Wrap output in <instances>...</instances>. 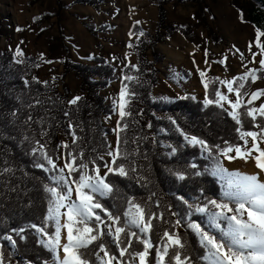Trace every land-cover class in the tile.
Segmentation results:
<instances>
[{
  "label": "trees",
  "instance_id": "trees-1",
  "mask_svg": "<svg viewBox=\"0 0 264 264\" xmlns=\"http://www.w3.org/2000/svg\"><path fill=\"white\" fill-rule=\"evenodd\" d=\"M103 1L76 0L74 4L99 10ZM146 1L155 3L158 8L155 35L144 33L136 47L138 70L133 67L123 70V76L134 77L122 83L128 89L131 102L127 108L128 114L120 121L123 131L120 130L118 134L122 158L118 163L124 164L128 175L119 177L109 174L106 182L111 183L113 192L96 199L105 209L117 215L127 209L129 200L144 207L146 214H163V221L153 220V231L144 234L152 243L146 264H156V253L161 248L160 237L164 230L179 233L192 264H207L206 249L200 245L195 233L185 227L171 229L170 222L177 219L171 213L179 212L183 216L187 211V206L177 197L182 196L194 207L196 204L203 207L208 200L222 199L225 183L220 176L212 174L214 159L199 145L188 143L181 131L189 137L205 140L209 145L224 147L226 142L242 145L237 130L240 126L225 108H218L214 104L205 107L204 101L193 97L174 102L154 100L153 89L158 85L160 74L156 66L165 61L156 47L177 34L193 40L195 33L192 27L171 23L168 19L167 7L178 5L180 0ZM58 3L63 6V0H58ZM232 5L242 14L243 21L264 29V0H245L243 3L232 0ZM88 28L95 33L94 25H88ZM142 32L143 29L137 24L131 31L134 35ZM210 33L216 37L213 30L210 29ZM6 34L0 16V39ZM18 60L21 62L18 63ZM39 65L40 61L34 57H17L16 51L0 50V250L4 255V264H56L54 253L41 243L42 240L47 241V236H42L31 227H46L49 235L55 232L54 223L45 225L49 194L44 190L45 185H51L50 176L55 173L45 172L38 167L39 163H44L45 167L48 165L40 157L37 145L42 146L57 165L60 161V137L71 138L73 131L78 139L64 150V157L67 152L75 154L83 151L87 161L109 152L108 130L103 125V117L112 115L113 108L106 104L101 92L118 79L115 68L104 56L96 58L93 65L65 60V74H75L81 81L84 94L76 105L68 108V97L60 91L57 83L50 82L43 86L36 82ZM259 77L264 79V72ZM25 81L28 83L25 84ZM208 85L206 96L214 99V92L220 89V83L211 75ZM252 86L249 79L241 90L244 107L238 112L243 130L259 132L260 129L254 125L264 122V118L258 117L253 121L248 117L246 108L252 105L243 101ZM235 87L237 85L234 84ZM96 162L100 168H104V160L97 159ZM192 164L197 167L192 168ZM197 172L201 174L196 175ZM177 174H183L186 179L179 180ZM191 219L202 227L207 225L205 214L194 213ZM123 220L121 215L122 223ZM21 229L23 232L17 235ZM6 236H11L15 244L6 240ZM92 249H95V245L81 251L94 262ZM142 250L143 245L133 238L128 252ZM109 251L118 255V250L112 245H109ZM127 259L126 253L124 264H127ZM168 260L169 257H165V264H168Z\"/></svg>",
  "mask_w": 264,
  "mask_h": 264
},
{
  "label": "rangeland",
  "instance_id": "rangeland-1",
  "mask_svg": "<svg viewBox=\"0 0 264 264\" xmlns=\"http://www.w3.org/2000/svg\"><path fill=\"white\" fill-rule=\"evenodd\" d=\"M75 1L63 0L61 7L58 0H0V16L7 32L6 36L0 39V50L20 49L25 57L39 60L38 80L43 86L44 82L57 83L60 91L68 97V108L72 106L69 104L71 99L77 96L81 98L84 94L81 81L75 74H65L63 62L68 59L79 64L93 65L96 58L104 56L115 68L118 76L107 90L101 92L106 104L113 108L112 115L103 117V125L108 130L106 136L109 151H115L120 132L118 124L120 125L122 120L119 105L123 103L127 113L131 102L128 91L124 99H120V91L124 87L123 70L126 67L137 69L136 47L144 33L155 35L158 8L155 3L146 0H104L101 8L97 10L91 6L74 4ZM243 1L245 0H240L242 3ZM167 10L169 21L192 27L195 38L188 40L177 34L156 47L165 57V61L156 66L160 74L158 85L153 89L154 100L174 102L181 100V97H194L204 101V81L208 82L211 75L218 78V81H231L251 69L259 70L258 77L264 72L260 70L259 64L264 55H256L255 62H251L253 54L259 52L255 43L256 30L259 28L242 22L240 12L232 5V0H180L178 5H169ZM135 24L143 29V35L131 33ZM88 25L95 26V33L90 31ZM210 29L215 32L216 37L211 35ZM261 43H264V37H261ZM225 57L226 66L219 63ZM200 71L205 72L203 78L199 74ZM261 89H264V79L259 77L244 96V103L248 105L252 94ZM219 91L235 101V92L229 94L226 85L220 84ZM251 105L259 109L264 105V96L255 99ZM224 108L228 112L231 111L227 103ZM258 117H261L259 113ZM253 143H258L259 148L264 149L263 141L254 142L249 137L248 148H251ZM59 144L58 167H63L65 148L62 145L71 146L73 137H60ZM257 155L258 153L253 151L247 162L235 159L229 165V161L224 160V167L230 172L239 171L248 175L258 173L260 170L253 158ZM102 157L111 164V156ZM106 171L107 169L100 168L101 176L105 175ZM261 179L264 181V173H261ZM223 182L225 183L224 180ZM72 198L76 199L75 192ZM66 222V217H63L62 223ZM100 255L103 256V253ZM135 264H139L138 257Z\"/></svg>",
  "mask_w": 264,
  "mask_h": 264
},
{
  "label": "snow or ice",
  "instance_id": "snow-or-ice-1",
  "mask_svg": "<svg viewBox=\"0 0 264 264\" xmlns=\"http://www.w3.org/2000/svg\"><path fill=\"white\" fill-rule=\"evenodd\" d=\"M241 19L243 22L242 14ZM261 37H264V31L257 29L255 43L259 52L253 54L251 61L253 63L256 55H264V43H261ZM251 48L252 44L250 42L249 51H251ZM22 55L21 50L17 49L16 56L20 57ZM241 57H243V53H241ZM226 61L227 57L219 63L226 66ZM17 62L21 61L18 60ZM47 62L51 63V61ZM259 64L260 70H264V58L259 61ZM245 67L247 66L245 65ZM258 71L257 69H251L231 81H219L222 86L226 85L229 94L235 92L236 99L234 102L229 99L228 95L219 90H215L214 99H209L206 96L204 100L205 107L214 104L216 107L223 109L225 103L229 105L231 111L228 114L240 126L237 130L239 140L243 142L242 145L228 144L227 142L224 147L219 144L209 145L205 140L195 136L189 137L181 131V135L188 143L194 146L199 145L203 151L207 152L209 157L214 159L215 165L212 174L220 176L225 181L222 199L208 200L203 207L199 204L194 207L182 196L177 197L187 206V211L183 216L179 212L171 213L172 216L177 217L174 222H170L171 229L185 227L195 233L199 238L200 245L206 249L205 260L207 264H264V181L261 179V173H264V149L259 148L258 143H253L252 147L248 148L249 137L254 142L258 141V137L260 141H264V122L254 125L260 129L259 132L245 131L238 112L241 107H244L241 90L244 89L249 79L252 83L256 82L259 78ZM199 74L201 78L205 76L203 71H200ZM131 79H134V77L124 76L126 81ZM36 82L39 83L40 81L37 80ZM27 83L25 81V84ZM44 83L47 85V82ZM234 84L237 87L234 88ZM208 86V82L204 81L206 92ZM127 91L126 86L121 89V100L124 99ZM260 96H264V89L252 94V98L247 102L248 105H251ZM187 98L181 97V99ZM80 99L79 96L74 97L69 101V104L76 105ZM119 108V115L123 119L128 113L124 111L125 105L123 103L119 105ZM257 113L264 117V105H261L259 109L255 107L246 108V115L251 117L253 121H256ZM118 128H120L119 124ZM177 129L180 130L179 126H177ZM120 130L123 131V128ZM72 135L73 143H75L78 138L75 137L74 131ZM119 145L118 135L115 151L110 150L107 153L112 157L111 164L107 161L103 162L102 166L107 169L103 176H101L100 166L96 162L97 159L103 161V157L85 161L83 151L75 154L67 152L63 167H58L57 162L49 157L47 151L43 150L42 146L37 145L40 157L48 165L45 167L44 163H39L38 167L45 172L55 173V175L50 176L51 185L44 186L45 192L49 194L45 225L49 222L54 223L55 232L54 235H49L46 227H37L36 225H31V227L42 236H47V241L42 240L41 243L54 253L56 264H113L114 261L116 264H124L123 258L126 253L128 257L127 264H134L137 257L139 258V264H146V257L149 249L152 248V243L144 234L153 231V220L163 221V214L161 213L159 216L155 213L146 214L144 207L129 200L127 209L122 214L117 215L105 209L96 199L97 197H106L113 192L111 183L106 182L109 174L119 177H127L128 175L124 164L118 163V160L122 159ZM62 147L67 149L69 146L65 144ZM253 151L258 153L257 156L253 157L256 161V167L260 170L257 174L248 175L239 171L230 172L224 167V160L231 162L235 159H242L247 162ZM232 153H235V155H231ZM35 154L34 151L33 155ZM191 167L196 168L197 166L192 164ZM66 169L67 171H65ZM200 174L199 172L196 173V175ZM177 178L179 180L186 179L183 174H177ZM73 192L76 194V199L72 198ZM157 207H159L158 204ZM194 213H202L207 216L206 227L192 221L191 217ZM121 215L124 218L123 223L121 222ZM63 217L67 219L66 223H62ZM64 229L67 230V242L62 244V231ZM22 232L23 229L17 235ZM133 238H136L138 243L143 245L142 251L128 252V249L132 247ZM5 239L15 244L11 236H6ZM160 244L161 248L156 253V264H165V257H169L168 264H192V258L185 252V243L182 242L178 232L164 230L160 237ZM92 245H95V249H92V255L95 257L94 262L90 261L85 252L81 251L89 250ZM109 245L118 250V255L110 253ZM61 249L64 253L63 259L60 258ZM170 249L172 250L171 256H169ZM101 253H103V256L100 255ZM0 264H4L2 252H0Z\"/></svg>",
  "mask_w": 264,
  "mask_h": 264
},
{
  "label": "bare ground",
  "instance_id": "bare-ground-1",
  "mask_svg": "<svg viewBox=\"0 0 264 264\" xmlns=\"http://www.w3.org/2000/svg\"><path fill=\"white\" fill-rule=\"evenodd\" d=\"M229 163H230V162H227L228 165H229ZM230 166H231V165H230ZM254 174H257V173H254ZM254 174H251V175H254ZM66 235H67V230L64 229V230L62 231V239H61V243H62V244H64V243L67 242V240H66ZM60 257H61V259H63V257H64V253H63V250H62V249H61V251H60Z\"/></svg>",
  "mask_w": 264,
  "mask_h": 264
}]
</instances>
